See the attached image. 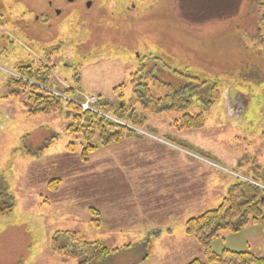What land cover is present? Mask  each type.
I'll use <instances>...</instances> for the list:
<instances>
[{
  "label": "rangeland",
  "instance_id": "rangeland-1",
  "mask_svg": "<svg viewBox=\"0 0 264 264\" xmlns=\"http://www.w3.org/2000/svg\"><path fill=\"white\" fill-rule=\"evenodd\" d=\"M85 1L0 0V204L12 206L0 216V264H77L51 251L58 231L121 251L99 264L204 262L187 221L217 209L241 181L264 187V0H102L90 11ZM51 2L63 12L49 28L41 20ZM151 57L220 84L223 100L205 113L202 129L178 130L182 113L131 110V75ZM48 59L55 86L77 90L90 111L98 99L119 108L122 98L127 119L104 116L130 132L108 145L96 133L85 162L66 107L30 116L25 98L10 97L11 76L21 63L36 69ZM160 76L177 81L170 72ZM194 105L188 113L200 112ZM178 192H190L189 212L177 210ZM92 210L100 213L98 228ZM212 250L264 258V229L251 223L222 232Z\"/></svg>",
  "mask_w": 264,
  "mask_h": 264
},
{
  "label": "trees",
  "instance_id": "trees-1",
  "mask_svg": "<svg viewBox=\"0 0 264 264\" xmlns=\"http://www.w3.org/2000/svg\"><path fill=\"white\" fill-rule=\"evenodd\" d=\"M155 61L160 60L151 57L144 60L145 65L140 62L137 71L131 75L130 82L134 98L131 110L137 105L143 108V111L156 114L182 113V117L173 123L178 130L202 129L206 122L205 113L223 100L220 84L217 81L202 80L188 73L172 70L164 63H161L162 67L157 66ZM40 65L35 69L32 64L25 62L13 70L10 97L17 100L25 98L24 106L28 108V114L33 117L57 114L66 107L73 114V121L68 132L83 136L85 145L82 149V158L85 162L97 149L93 142L96 133L101 135L102 145H108L115 141V138H120L123 133L130 132L131 129L128 126L117 124L104 116L114 117L117 114L119 118H114L126 120L127 115L124 114L126 105L121 104L122 98L119 108L98 99L92 106L94 111H84L79 104L85 100L77 90L61 89L55 86V80L52 77L55 66L51 64V59ZM162 72L172 73L177 81L165 82L160 76ZM73 79L78 81V75H74ZM121 87L123 89L124 85ZM154 89L164 91L165 96L156 97L151 93ZM194 104H198L200 112L188 113L195 107ZM131 118L135 119L132 115L129 119ZM68 148L72 150L73 146L70 144ZM240 165L244 167V161H241ZM263 171L261 167L254 166L251 178L255 181L260 180L259 174ZM57 183V181L52 182L50 187ZM2 198L3 192L0 188V202ZM11 212L10 204H0V216L9 215ZM91 213L95 218L94 225L97 228L100 227V213L96 210H92ZM251 223L259 224L264 229V189L241 181L228 189L217 209L187 221L186 233L195 238L205 258L204 262L196 259L189 264H264V258L252 253L224 250L221 254H216L212 250L213 241L218 239L222 232L235 233ZM50 245L55 255L65 261H77V264H99L121 253L120 250L109 248L104 242H88L80 238L77 233L70 231L56 232L52 236ZM146 250H148V244ZM146 252L149 257L150 253Z\"/></svg>",
  "mask_w": 264,
  "mask_h": 264
},
{
  "label": "flooded vegetation",
  "instance_id": "flooded-vegetation-1",
  "mask_svg": "<svg viewBox=\"0 0 264 264\" xmlns=\"http://www.w3.org/2000/svg\"><path fill=\"white\" fill-rule=\"evenodd\" d=\"M101 1L102 0H96V1H94V0H86L85 3H84V7H85L86 10L90 11L96 5L98 6ZM68 2L71 3V4H74V0H68ZM49 6H50L49 10H45L42 13L43 14L42 15L43 19L41 21L46 27L51 28L52 20L57 18V17L62 16L63 10L60 7H54L52 2L49 4ZM76 10H79V9H76ZM2 18H3V16H0V20L1 21H2Z\"/></svg>",
  "mask_w": 264,
  "mask_h": 264
},
{
  "label": "crops",
  "instance_id": "crops-1",
  "mask_svg": "<svg viewBox=\"0 0 264 264\" xmlns=\"http://www.w3.org/2000/svg\"><path fill=\"white\" fill-rule=\"evenodd\" d=\"M144 143V142H143ZM146 145H148V142H145V145H144V147L143 148H145L146 147ZM157 145V144H156ZM162 145V144H161ZM160 144L158 145V146H160L161 148H164V147H162ZM168 151H171V150H169L168 149ZM189 194H190V192H185L184 194H183V196H178L179 195V192L177 193V194H175L176 195V197H174V199L175 198H184V199H181V200H179L178 199V201L176 202L177 203V206H176V208H177V210H180V211H183V212H189L190 210V207H189ZM193 193H192V191H191V196L193 197ZM188 199V200H185L186 198ZM180 204H182V206L180 207ZM148 241H145V243H146V245L148 244L147 243ZM104 243H106V242H104ZM129 251H131V250H129ZM128 251H126V253H127Z\"/></svg>",
  "mask_w": 264,
  "mask_h": 264
},
{
  "label": "built area",
  "instance_id": "built-area-1",
  "mask_svg": "<svg viewBox=\"0 0 264 264\" xmlns=\"http://www.w3.org/2000/svg\"><path fill=\"white\" fill-rule=\"evenodd\" d=\"M82 106V108L84 109V110H89L90 108H89V103L87 104H85V106H83V105H81Z\"/></svg>",
  "mask_w": 264,
  "mask_h": 264
}]
</instances>
